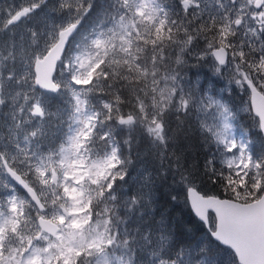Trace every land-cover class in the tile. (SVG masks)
I'll return each instance as SVG.
<instances>
[{
	"label": "snow or ice",
	"instance_id": "1",
	"mask_svg": "<svg viewBox=\"0 0 264 264\" xmlns=\"http://www.w3.org/2000/svg\"><path fill=\"white\" fill-rule=\"evenodd\" d=\"M0 264H264V0L0 7Z\"/></svg>",
	"mask_w": 264,
	"mask_h": 264
},
{
	"label": "trees",
	"instance_id": "2",
	"mask_svg": "<svg viewBox=\"0 0 264 264\" xmlns=\"http://www.w3.org/2000/svg\"><path fill=\"white\" fill-rule=\"evenodd\" d=\"M98 2L102 5L105 0H98ZM21 3V0H0V7H6L8 5H15ZM196 73H199V79L205 86L208 85V78L211 73L207 67L203 68H192L189 72V77L192 79H196ZM214 86L219 91V89L223 86V81H214ZM224 102L229 103L230 105H239L241 103V95L239 92L234 93H223ZM246 115V114H245ZM243 123L251 125V121L245 118ZM198 149H193V151H197ZM205 191L209 192H217L218 189H215L211 184L205 185ZM164 200L162 204L166 212L170 213L173 220L175 222L180 223L191 235L195 236L197 239L207 240L208 237L206 235L205 227L197 221L192 215L189 207L184 203V196L182 191L173 186L171 181L168 182L162 189ZM175 195L177 199L173 200L172 196Z\"/></svg>",
	"mask_w": 264,
	"mask_h": 264
},
{
	"label": "water",
	"instance_id": "3",
	"mask_svg": "<svg viewBox=\"0 0 264 264\" xmlns=\"http://www.w3.org/2000/svg\"><path fill=\"white\" fill-rule=\"evenodd\" d=\"M191 211V210H190ZM192 213V212H191ZM192 215L194 216V218L197 220V221H199V219L197 218V217H195V215L192 213ZM200 222V221H199ZM201 223V222H200ZM202 224V223H201ZM203 225V224H202ZM204 227H205V229L207 228V226L206 225H203Z\"/></svg>",
	"mask_w": 264,
	"mask_h": 264
},
{
	"label": "rangeland",
	"instance_id": "4",
	"mask_svg": "<svg viewBox=\"0 0 264 264\" xmlns=\"http://www.w3.org/2000/svg\"><path fill=\"white\" fill-rule=\"evenodd\" d=\"M244 100L247 101V97H244Z\"/></svg>",
	"mask_w": 264,
	"mask_h": 264
}]
</instances>
